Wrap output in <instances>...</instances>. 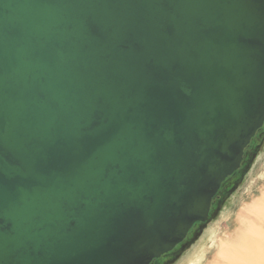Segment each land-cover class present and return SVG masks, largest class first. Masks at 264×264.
Wrapping results in <instances>:
<instances>
[{
	"label": "water",
	"instance_id": "1",
	"mask_svg": "<svg viewBox=\"0 0 264 264\" xmlns=\"http://www.w3.org/2000/svg\"><path fill=\"white\" fill-rule=\"evenodd\" d=\"M263 125L264 0H0V264H151Z\"/></svg>",
	"mask_w": 264,
	"mask_h": 264
},
{
	"label": "rangeland",
	"instance_id": "2",
	"mask_svg": "<svg viewBox=\"0 0 264 264\" xmlns=\"http://www.w3.org/2000/svg\"><path fill=\"white\" fill-rule=\"evenodd\" d=\"M261 180L264 181V126L246 149L240 168L222 183L211 205L208 221L197 224L180 245L156 259L154 264H188L195 257L188 255L193 249L203 245L209 247L210 228L228 231V220L235 217L241 206L260 197L259 191L264 188Z\"/></svg>",
	"mask_w": 264,
	"mask_h": 264
},
{
	"label": "bare ground",
	"instance_id": "3",
	"mask_svg": "<svg viewBox=\"0 0 264 264\" xmlns=\"http://www.w3.org/2000/svg\"><path fill=\"white\" fill-rule=\"evenodd\" d=\"M259 196L228 220V231L210 228L209 247L193 249L188 264H264V188Z\"/></svg>",
	"mask_w": 264,
	"mask_h": 264
},
{
	"label": "trees",
	"instance_id": "4",
	"mask_svg": "<svg viewBox=\"0 0 264 264\" xmlns=\"http://www.w3.org/2000/svg\"><path fill=\"white\" fill-rule=\"evenodd\" d=\"M259 131H260V130H258L257 133H258ZM257 133H256V134H257ZM252 140H253V139H252ZM252 140H251L250 144L252 143ZM250 144H249V145H250ZM249 145L246 147V149L249 147ZM246 149L244 150V156H245ZM244 156H243V160H244ZM243 160H242V161H243ZM241 164H242V163H241ZM234 174H235V173H234ZM234 174H233V175H234ZM233 175H232V176H233ZM227 179H228V178H227ZM216 195H217V194H216ZM215 197H216V196H215ZM215 197H214V198H215ZM214 198H213V200H212V204H213ZM195 226H196V225H195ZM195 226H194V227H195ZM194 227H193V228H194Z\"/></svg>",
	"mask_w": 264,
	"mask_h": 264
},
{
	"label": "flooded vegetation",
	"instance_id": "5",
	"mask_svg": "<svg viewBox=\"0 0 264 264\" xmlns=\"http://www.w3.org/2000/svg\"><path fill=\"white\" fill-rule=\"evenodd\" d=\"M264 126V125H263ZM156 260H154L151 264H154Z\"/></svg>",
	"mask_w": 264,
	"mask_h": 264
}]
</instances>
